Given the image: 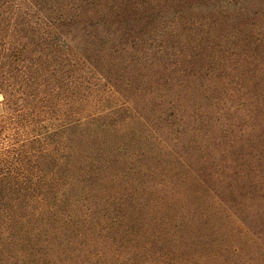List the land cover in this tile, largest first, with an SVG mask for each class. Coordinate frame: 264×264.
Wrapping results in <instances>:
<instances>
[{"label":"trees","instance_id":"16d2710c","mask_svg":"<svg viewBox=\"0 0 264 264\" xmlns=\"http://www.w3.org/2000/svg\"><path fill=\"white\" fill-rule=\"evenodd\" d=\"M0 264H264V0H0Z\"/></svg>","mask_w":264,"mask_h":264},{"label":"rangeland","instance_id":"374dc122","mask_svg":"<svg viewBox=\"0 0 264 264\" xmlns=\"http://www.w3.org/2000/svg\"><path fill=\"white\" fill-rule=\"evenodd\" d=\"M0 99H2V96H0Z\"/></svg>","mask_w":264,"mask_h":264}]
</instances>
